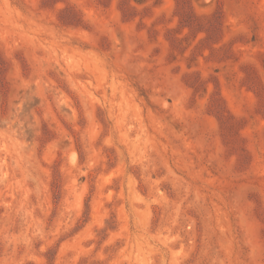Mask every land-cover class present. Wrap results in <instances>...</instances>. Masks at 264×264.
<instances>
[{"label":"rangeland","instance_id":"rangeland-1","mask_svg":"<svg viewBox=\"0 0 264 264\" xmlns=\"http://www.w3.org/2000/svg\"><path fill=\"white\" fill-rule=\"evenodd\" d=\"M0 264H264V0H0Z\"/></svg>","mask_w":264,"mask_h":264}]
</instances>
